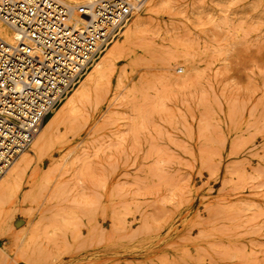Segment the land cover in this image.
Wrapping results in <instances>:
<instances>
[{"label":"rangeland","instance_id":"obj_1","mask_svg":"<svg viewBox=\"0 0 264 264\" xmlns=\"http://www.w3.org/2000/svg\"><path fill=\"white\" fill-rule=\"evenodd\" d=\"M151 23L99 108L94 95L57 131L67 146L52 182L35 209L17 207L14 228L36 221L59 181L47 216L68 215L82 235L57 264H264V0H171ZM186 55L197 68L177 71L180 83ZM13 242L0 229V263Z\"/></svg>","mask_w":264,"mask_h":264},{"label":"built area","instance_id":"obj_2","mask_svg":"<svg viewBox=\"0 0 264 264\" xmlns=\"http://www.w3.org/2000/svg\"><path fill=\"white\" fill-rule=\"evenodd\" d=\"M147 0H0V177Z\"/></svg>","mask_w":264,"mask_h":264},{"label":"bare ground","instance_id":"obj_3","mask_svg":"<svg viewBox=\"0 0 264 264\" xmlns=\"http://www.w3.org/2000/svg\"><path fill=\"white\" fill-rule=\"evenodd\" d=\"M65 4L76 8L78 5L93 0H62ZM148 1L147 7L143 10ZM144 6L137 12L138 15L123 34V42L111 48L102 59L92 68L73 94L66 97V101L60 109L44 125L30 143L29 153L23 151L0 177V229L13 234V256L10 261L6 260L0 264H20V258H24L31 264H57L62 261V255L69 253L73 241L82 235L80 223L64 215L47 216V207L61 193V184L56 183L45 204H41V212L36 221L29 225L28 229L16 232L13 212L17 207H23L26 211H32L38 204V195L45 186L52 182L55 154H61L62 148L67 146L66 141H57L56 133L61 127L71 125L80 109L88 103L95 95L99 103L105 100L109 94L108 85L105 81L110 74L115 72L116 61L129 59L133 48L138 40L151 26V18L159 14L170 5L171 0H147ZM143 11V12H141ZM140 12V13H139ZM148 15V17H144ZM237 36L244 38V33L239 30ZM0 37L8 44L15 46L20 39V33L6 26L0 21ZM137 45V44H136ZM178 66L173 76L174 80L182 82L177 78V71L184 73L187 77L194 73L197 68L196 56L186 55L178 58L174 64ZM109 84V83H108ZM56 148L53 150L52 148ZM28 149V148H27ZM48 155L49 162L53 166L51 172L42 173L39 170L41 158ZM79 158H73L71 165ZM26 182L30 189L21 193V183ZM66 215V214H65Z\"/></svg>","mask_w":264,"mask_h":264}]
</instances>
